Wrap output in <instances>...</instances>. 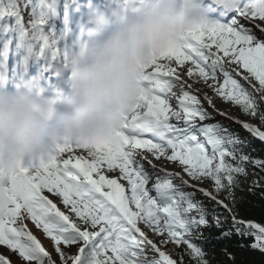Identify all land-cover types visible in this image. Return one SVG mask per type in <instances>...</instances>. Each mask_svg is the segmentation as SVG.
<instances>
[{
	"label": "snow or ice",
	"instance_id": "1",
	"mask_svg": "<svg viewBox=\"0 0 264 264\" xmlns=\"http://www.w3.org/2000/svg\"><path fill=\"white\" fill-rule=\"evenodd\" d=\"M73 6L78 8V0H0L2 60L22 51L18 69L27 71L35 58L43 61L44 74L58 76L77 40L69 19ZM209 7L215 19L206 29L187 33L177 48L146 66L135 102L107 140L65 145L41 169L0 178V246H6L0 264H11L7 250L18 254L20 264H186L185 255L188 264H212L197 242L207 239L202 228L221 230L218 241L233 231L252 236L251 247L264 252V226L238 219L234 197L238 178L248 175L246 167L264 171V159L248 154L234 131L211 123L213 113L193 91V83L202 80L225 102L239 106L260 126L237 123L264 141V25L257 22H264V0H234L229 9L209 0ZM204 99L215 107L211 97ZM162 158L182 171L160 167L156 162ZM190 180L210 182L216 194ZM197 188L217 206L211 218L197 191L186 190ZM45 191L59 197L67 211ZM225 191L232 206L218 199ZM27 221L53 242L58 260ZM146 229L161 238L159 243ZM170 242L183 246L185 255L162 250Z\"/></svg>",
	"mask_w": 264,
	"mask_h": 264
},
{
	"label": "clouds",
	"instance_id": "2",
	"mask_svg": "<svg viewBox=\"0 0 264 264\" xmlns=\"http://www.w3.org/2000/svg\"><path fill=\"white\" fill-rule=\"evenodd\" d=\"M234 0H215L229 9ZM209 0H112L93 10L67 53L68 90L45 97L38 82L0 91V156L20 168L60 112L54 139L92 145L107 140L121 115L135 102L141 75L153 59L177 48L194 30L213 21ZM9 175L0 169V178Z\"/></svg>",
	"mask_w": 264,
	"mask_h": 264
},
{
	"label": "trees",
	"instance_id": "3",
	"mask_svg": "<svg viewBox=\"0 0 264 264\" xmlns=\"http://www.w3.org/2000/svg\"><path fill=\"white\" fill-rule=\"evenodd\" d=\"M237 79H240L241 83L244 84L245 87L250 88L248 82L244 81L240 77H237ZM215 99L219 106L223 108L231 107L232 109H235L237 111L238 117L241 120L251 121L257 124V126H260L258 120L250 118L243 114L239 106H236L231 102H225L216 94ZM201 101L204 105L202 99ZM211 123H221L222 125L228 127L231 131H234L240 136L241 139L245 140L246 152L248 154H250L253 158L264 159V144L258 140L253 139L251 136H249V134L240 129L238 125L231 123L225 119H220L216 122ZM262 129L264 130V128ZM179 170L182 171L181 168H179ZM246 170H248L252 175L251 181H247L246 176H240L238 178L239 186L234 189V197L236 201L235 211L237 213V218L244 220L245 222L251 221L264 226V171L254 167L251 164L246 167ZM184 175H186V173ZM191 182L197 183L201 186H205L208 190L213 191V193L216 194L210 182L206 181L203 184H199V182L194 181ZM186 190L197 191L195 189ZM217 195L219 199H223L225 203H229V205L232 206V202L228 199V193L226 191L221 192ZM197 197L202 201V203H204L205 207L210 213L211 218V213L214 209L217 208L215 202L211 201L208 197H204L203 194L199 191H197ZM219 211L221 213H224V210L222 208H220ZM227 223L229 225L231 224L230 217ZM226 230L227 228L223 229V231ZM201 231H203L204 237L207 239H200L197 240V242L200 243L205 248V251L209 253V258L211 259L212 264H264V252L260 251L259 249H253L251 247V244L255 242L254 237L239 236L233 231V236L231 238L226 241H218L215 239V237L220 236L221 230H217L215 228L206 230L202 228ZM158 239L160 240L161 238ZM159 240L157 243H159ZM161 247L162 250H166L168 252L169 250H173L176 257L185 255L182 251L183 246H181V249H177V247L170 242L167 245H161ZM185 261L186 264H188V261H190V258L186 255Z\"/></svg>",
	"mask_w": 264,
	"mask_h": 264
},
{
	"label": "rangeland",
	"instance_id": "4",
	"mask_svg": "<svg viewBox=\"0 0 264 264\" xmlns=\"http://www.w3.org/2000/svg\"><path fill=\"white\" fill-rule=\"evenodd\" d=\"M32 2H34V1L32 0ZM35 2H37V0ZM24 14H25L26 18H28V19L30 18L28 16V12H25ZM240 19H241V22L245 24V26L252 27L254 31H257V32L259 31L258 29L255 28L254 24L250 23L249 21L243 20V18H240ZM257 22L261 23L262 25H264V22H261V21H257ZM177 71L179 72L180 69L178 68ZM184 78L188 79L189 83H193L192 79H189L186 76ZM193 79H195V78H193ZM219 83L220 84L223 83V79L222 78L220 79ZM193 91H194V93H196L203 100L204 107H206L208 109V111L213 113V119L211 120V122H216L217 120L225 119V120H227V121L232 123V121L239 119V117L237 115V111L235 109H232L231 107L223 108V107L218 105V103H217V101L215 99V94L216 93L212 89L208 88L207 85L202 80L199 81L198 83H193ZM205 95H207L208 97L212 98L213 104L215 106L214 108L208 104L207 100L204 99ZM221 112L225 113V115H220ZM247 122H251V121H247ZM76 154L77 155L80 154L79 150H77ZM85 155H86V153H85ZM65 158H67V154L65 155ZM156 163L160 167L165 168L167 171H173V172L179 171V167L176 164H174L172 162L164 161L163 158L161 159V161H157ZM41 168L42 167H39L37 169H31V170H28V171L29 172H35V171H37V170H39ZM246 171L248 173V175L246 176L247 177V181H251L252 175H251V173L248 170H246ZM185 178H187L186 175H185ZM176 183H179V180H177ZM190 183H192V182L190 181ZM198 186L199 187H205V186H200V185H198ZM52 195H53V198L52 197H50V198L53 199L54 202H56L58 204V206L61 207L62 210L67 211V209H64V206L61 203L60 198L55 196L54 194H52ZM28 226H29L30 230L33 232V234L36 235L37 238L41 240L42 244L50 252L53 253L54 259H57L58 258V254L55 253L54 246L50 242V239L45 236V234L42 232V230L37 229L34 224L28 223ZM141 227L144 228L145 226L141 225ZM147 231L149 233L150 238L153 239L154 242H158V240H159L158 238L159 237H157L155 234L151 233L150 230H147ZM5 248H6V246H0V250H3ZM71 251L75 252L76 251L75 247H73L71 249ZM169 253L172 254L174 257H176L175 256V252L173 250H169ZM5 254H6L7 258L9 260H11L12 262L16 263L18 261V254H13L11 252V250H7V252Z\"/></svg>",
	"mask_w": 264,
	"mask_h": 264
},
{
	"label": "bare ground",
	"instance_id": "5",
	"mask_svg": "<svg viewBox=\"0 0 264 264\" xmlns=\"http://www.w3.org/2000/svg\"><path fill=\"white\" fill-rule=\"evenodd\" d=\"M33 1L35 2L36 0H33ZM78 2H79L78 8L76 6H73L71 8L70 12H69L70 22H72V21H74L76 19L80 20L82 18L81 15L86 16L87 19H88L89 15L93 12V10L101 9V8H103L101 6H104V5L105 6L107 5L108 7H110V5L112 3V0H78ZM62 3H63V0H61V4ZM63 17H64V11L61 8V10H60V19H58L56 21V23L63 24ZM87 19H86V21H87ZM27 20H28V18H26V16H25L26 23H27ZM0 49H2V43H0ZM23 55H24V53L21 51L20 53L12 56V59H14L17 62L16 64H18V62H20L22 60ZM0 59H2V57H0ZM5 63H7V62H5ZM36 64H37V66L38 65L43 66V61L33 58L29 62V65H35L36 66ZM64 71H66V70H64ZM146 167H147V164H146ZM150 186L151 185H149V187ZM44 194L53 198V195L50 194V193H47L46 191H45ZM11 264H20L19 258H18V261L16 263L11 261Z\"/></svg>",
	"mask_w": 264,
	"mask_h": 264
}]
</instances>
